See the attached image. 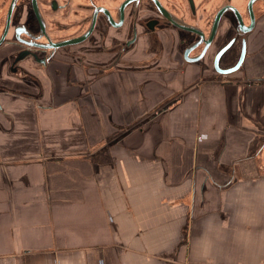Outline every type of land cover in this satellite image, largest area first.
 <instances>
[{
    "label": "crops",
    "instance_id": "0c3cea01",
    "mask_svg": "<svg viewBox=\"0 0 264 264\" xmlns=\"http://www.w3.org/2000/svg\"><path fill=\"white\" fill-rule=\"evenodd\" d=\"M186 68L42 105L0 93V264H264V133Z\"/></svg>",
    "mask_w": 264,
    "mask_h": 264
},
{
    "label": "flooded vegetation",
    "instance_id": "af4514ba",
    "mask_svg": "<svg viewBox=\"0 0 264 264\" xmlns=\"http://www.w3.org/2000/svg\"><path fill=\"white\" fill-rule=\"evenodd\" d=\"M263 57L264 0H0V93L36 105L84 82L114 91L133 72L193 67L194 91L223 89L262 134L264 76L249 71ZM62 72L71 77L61 87ZM188 97L167 100L127 132H142Z\"/></svg>",
    "mask_w": 264,
    "mask_h": 264
},
{
    "label": "rangeland",
    "instance_id": "374dc122",
    "mask_svg": "<svg viewBox=\"0 0 264 264\" xmlns=\"http://www.w3.org/2000/svg\"><path fill=\"white\" fill-rule=\"evenodd\" d=\"M138 63V62H137ZM63 73V76H62V79L60 80V82H61V87H62V85H63V81L65 82V81H67V78H69V77H71V74H68V73H64V72H62ZM65 84H66V82H65Z\"/></svg>",
    "mask_w": 264,
    "mask_h": 264
},
{
    "label": "water",
    "instance_id": "95a60500",
    "mask_svg": "<svg viewBox=\"0 0 264 264\" xmlns=\"http://www.w3.org/2000/svg\"><path fill=\"white\" fill-rule=\"evenodd\" d=\"M243 59V56H242V58H241V60ZM258 68H260V69H262V68H264V66H260V67H258ZM228 70H231V69H228ZM227 70V71H228Z\"/></svg>",
    "mask_w": 264,
    "mask_h": 264
}]
</instances>
